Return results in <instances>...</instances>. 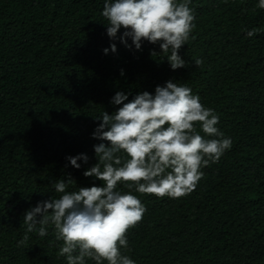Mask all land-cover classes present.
Listing matches in <instances>:
<instances>
[{
  "label": "trees",
  "instance_id": "trees-1",
  "mask_svg": "<svg viewBox=\"0 0 264 264\" xmlns=\"http://www.w3.org/2000/svg\"><path fill=\"white\" fill-rule=\"evenodd\" d=\"M103 6L0 0V264H67L54 226L43 237L27 233L25 211L59 198L53 184L69 175L68 191L102 184L83 175L98 162L95 117L118 107L110 103L116 91L131 99L169 79L215 110L233 144L185 196L135 192L146 212L121 251L137 264H264V9L257 0H192L196 27L180 49L188 63L173 70L158 44L130 50L116 41L118 52L105 55L112 41ZM80 152L88 163L65 167Z\"/></svg>",
  "mask_w": 264,
  "mask_h": 264
},
{
  "label": "clouds",
  "instance_id": "clouds-1",
  "mask_svg": "<svg viewBox=\"0 0 264 264\" xmlns=\"http://www.w3.org/2000/svg\"><path fill=\"white\" fill-rule=\"evenodd\" d=\"M192 0H104L102 16L107 18L106 34L112 41L105 55L118 52V44L142 50L145 42L158 44L171 69L188 63L180 49L188 44L196 27ZM264 9V0H257ZM123 29V31H121ZM258 29L246 31L253 37ZM131 41V43L129 42ZM154 53V52H153ZM197 66L201 58L194 59ZM124 75V69H121ZM118 90L110 103L116 109L95 117L99 123L91 133L100 141L93 145L98 162L83 175L103 181L68 191L72 178H61L53 187L61 195L38 201L27 209L23 223L27 233L47 235L54 226L63 245L59 254L67 264H137L121 249H128L126 232L139 222L146 206L135 192L158 197L179 198L191 193L210 163H217L233 144L217 127L220 117L205 107L200 96L187 84L169 79L154 92L143 90L132 96ZM199 122L201 131H197ZM65 167L87 164L89 155L80 152L65 157ZM122 184L129 191L118 187ZM134 190V191H133ZM39 226V227H38ZM27 234L20 242L27 240Z\"/></svg>",
  "mask_w": 264,
  "mask_h": 264
}]
</instances>
